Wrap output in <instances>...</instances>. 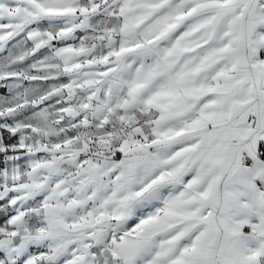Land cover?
Here are the masks:
<instances>
[{"label": "snow or ice", "instance_id": "obj_1", "mask_svg": "<svg viewBox=\"0 0 264 264\" xmlns=\"http://www.w3.org/2000/svg\"><path fill=\"white\" fill-rule=\"evenodd\" d=\"M0 264H264V0H0Z\"/></svg>", "mask_w": 264, "mask_h": 264}]
</instances>
